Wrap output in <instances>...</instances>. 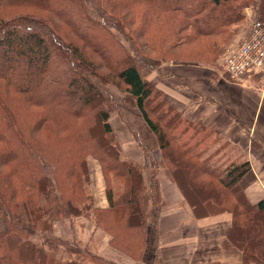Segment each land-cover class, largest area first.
Listing matches in <instances>:
<instances>
[{"label": "trees", "instance_id": "trees-1", "mask_svg": "<svg viewBox=\"0 0 264 264\" xmlns=\"http://www.w3.org/2000/svg\"><path fill=\"white\" fill-rule=\"evenodd\" d=\"M263 1L0 0V264H86L79 240L56 232L81 216L143 257L151 209L165 200L159 180L147 183L143 165L123 157L114 112L152 166L160 151L165 175L196 213H231L227 237L243 264H264V197L254 202L240 186L250 161L217 155L228 142L213 152L189 144L180 124L201 123L143 73L169 59L215 65L246 8L264 25ZM149 53L154 62L143 58ZM114 81L136 110L115 99ZM89 155L101 164L107 208L94 206Z\"/></svg>", "mask_w": 264, "mask_h": 264}, {"label": "crops", "instance_id": "crops-1", "mask_svg": "<svg viewBox=\"0 0 264 264\" xmlns=\"http://www.w3.org/2000/svg\"><path fill=\"white\" fill-rule=\"evenodd\" d=\"M243 25L215 65L173 60L160 65L154 73L160 80L156 85L169 95L184 117L201 123L200 130L204 133L219 137L216 144L228 142L217 155L223 154L227 162L235 155L250 161L251 169L241 179L240 186L256 202L264 197V76L235 83L221 66L224 55L244 35L247 21ZM122 143L135 147L137 158L142 161V149L134 139ZM87 161L94 206L107 208L101 164L90 155ZM159 182L165 203L151 209L143 257L138 262L124 264H243L242 251L227 237L232 220L230 212L209 208L196 213L176 181L162 173ZM91 253L121 264L115 258Z\"/></svg>", "mask_w": 264, "mask_h": 264}, {"label": "rangeland", "instance_id": "rangeland-1", "mask_svg": "<svg viewBox=\"0 0 264 264\" xmlns=\"http://www.w3.org/2000/svg\"><path fill=\"white\" fill-rule=\"evenodd\" d=\"M115 34L117 35L118 33L115 32ZM118 37L121 39L122 43L126 47H128L124 38L119 34H118ZM150 57H152L151 53L147 54V56H144L143 58L148 62H154V60ZM170 61H173V60L169 59V60H165V61H160L159 63L157 62L159 64L157 67L145 68L143 71V73L145 74V77L147 78L150 75V77L147 79L151 80L155 84H156V82L159 83L160 82L159 77L157 76L156 73H154V70L159 68V66L162 65L163 63H167ZM109 91L113 94L115 99L118 100L119 102L123 103V105L125 107H127V108L129 107L131 109L136 110V108L134 106L129 105V103L125 100V98L128 96V94L126 91V87L122 82L119 81L117 83L116 81H114V83H111L109 85ZM163 94L167 95V93L164 90H163ZM166 97L172 102L169 95H167ZM175 107H176V105H175ZM153 116H155V114ZM110 120H111L112 127L116 133L117 139L121 143L123 157L133 158V159L139 161L141 163V165H143V172H144V176H145L147 183H150L151 179H153V178H155V180H159V176L162 175V173L165 174V170H164L165 167L163 166V164L161 163V160H160L161 159L160 151L158 149L156 151V155H157L156 158L158 161V166H152V163H153L152 157L145 154L143 149H142V152H143V155L145 157L143 156L142 161H140L137 158V155H136L137 151H136L135 147H132L130 145V143H127V144H125L127 146V148H126V146L122 143L123 141H125L128 138L134 139V137H135V136H133V133H132L131 129L129 128V126L127 125V123H125V120L122 118V116H120L118 114V112H114L112 117L110 118ZM180 125H181V127H179L178 130H181L182 128L187 130V132L185 134V138H188L189 136L193 135V138L191 137L192 139L190 141H188L189 144H195L196 145L197 143L201 142L198 149L203 150L204 148H206V152H213L214 148L217 147V144L220 143L219 141H217V144H216V142H215L216 140L213 141V138L215 136L214 137H213V135L210 136L209 133H204L203 131H201L200 130L201 127H199V125L195 126L193 124H184V123H181ZM119 135H120V137H119ZM121 138L123 139V141ZM135 142H136V140H135ZM136 144H137V146H139L137 142H136ZM146 162H148L147 165L145 164ZM150 167H151V170L150 169L148 170L147 168H150ZM154 168H160V169L156 170L157 172H155L154 170H152ZM104 188H105V180H104ZM91 190H92V186H91ZM92 193H93V190H92ZM90 220L91 219H89V218H85V217L81 216L79 218L74 219L73 223L71 224L72 226L66 220L63 223L59 222L56 225L57 234H60L63 238H65L66 240L69 239L70 241L73 239H75V240L78 239L79 242L81 243V246H83L84 249H86L87 253H85V255L89 256V257L88 256L86 257V261H87L86 264H113V263H110L109 261H105L101 257L94 256L91 252L97 253L98 255L100 254L101 256L106 255V256H109L111 258H115L116 261L121 263V264H124L125 262L128 263L130 261L138 262L139 260H141L140 258L137 259L139 256L137 258L131 257V256L127 255L126 253H124L121 249L113 246L110 242V236L106 232H104L103 230L96 229L93 222H91L92 220L91 221ZM149 225H148V227H149ZM4 226H5L4 220L0 218V228H4ZM71 227H72L73 231L71 230ZM146 237H147V235H146ZM146 240H147V238H146ZM106 256H104V257H106Z\"/></svg>", "mask_w": 264, "mask_h": 264}, {"label": "built area", "instance_id": "built-area-1", "mask_svg": "<svg viewBox=\"0 0 264 264\" xmlns=\"http://www.w3.org/2000/svg\"><path fill=\"white\" fill-rule=\"evenodd\" d=\"M247 25L240 41L221 62L229 79L242 83L253 76H264V25L252 8L245 9Z\"/></svg>", "mask_w": 264, "mask_h": 264}]
</instances>
